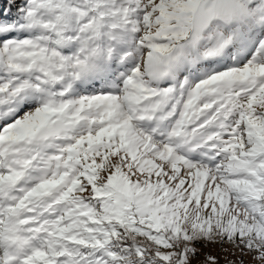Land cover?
Returning <instances> with one entry per match:
<instances>
[{
	"label": "snow or ice",
	"instance_id": "snow-or-ice-1",
	"mask_svg": "<svg viewBox=\"0 0 264 264\" xmlns=\"http://www.w3.org/2000/svg\"><path fill=\"white\" fill-rule=\"evenodd\" d=\"M0 264H264V0H0Z\"/></svg>",
	"mask_w": 264,
	"mask_h": 264
}]
</instances>
